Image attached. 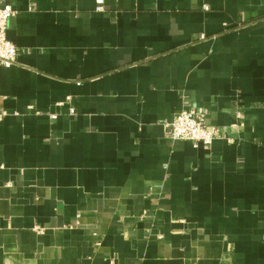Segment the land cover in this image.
I'll use <instances>...</instances> for the list:
<instances>
[{
  "label": "crops",
  "instance_id": "obj_1",
  "mask_svg": "<svg viewBox=\"0 0 264 264\" xmlns=\"http://www.w3.org/2000/svg\"><path fill=\"white\" fill-rule=\"evenodd\" d=\"M4 1L0 264H264V0Z\"/></svg>",
  "mask_w": 264,
  "mask_h": 264
},
{
  "label": "built area",
  "instance_id": "obj_2",
  "mask_svg": "<svg viewBox=\"0 0 264 264\" xmlns=\"http://www.w3.org/2000/svg\"><path fill=\"white\" fill-rule=\"evenodd\" d=\"M102 10V1H97L96 11ZM15 13L16 11L10 4L0 0V67L2 68H10L16 57L15 46L6 38L8 22ZM70 113L74 114L73 109H70ZM51 118L55 119L56 115L52 114ZM165 128L169 139L190 142L194 147L210 145L214 139L220 136L216 127L207 124L206 113L192 108H186L176 113L165 125Z\"/></svg>",
  "mask_w": 264,
  "mask_h": 264
}]
</instances>
